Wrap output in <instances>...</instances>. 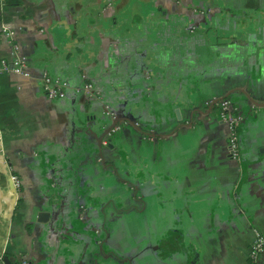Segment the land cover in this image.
<instances>
[{"label": "crops", "instance_id": "crops-1", "mask_svg": "<svg viewBox=\"0 0 264 264\" xmlns=\"http://www.w3.org/2000/svg\"><path fill=\"white\" fill-rule=\"evenodd\" d=\"M131 20L137 34L118 35ZM3 26L30 72L0 74V249L12 264L248 263L264 231V0L0 1V66L13 59ZM45 72L65 96L46 95ZM128 81L142 90L133 109ZM87 82L102 99L77 92ZM223 98L241 115L239 158Z\"/></svg>", "mask_w": 264, "mask_h": 264}, {"label": "built area", "instance_id": "built-area-1", "mask_svg": "<svg viewBox=\"0 0 264 264\" xmlns=\"http://www.w3.org/2000/svg\"><path fill=\"white\" fill-rule=\"evenodd\" d=\"M2 3H7L8 0H0ZM17 29L11 26H3L2 32L8 38L10 44L13 47V59H2L0 66V74L2 73H15L20 74L25 77L30 76V72L27 68V62L25 58L20 54L19 44L16 41L15 37L17 34ZM68 88V83L61 80L60 78L53 77L49 72H45L43 75V90L46 95L51 98H57L60 96H65L66 89ZM77 92L83 96H86L89 99L96 98L102 99L103 94L100 90L97 89L96 85L90 82L85 83L84 86L77 88ZM109 108V109H108ZM218 114L220 118L226 122L230 128L229 135V145L231 147V155L233 158H239V133L238 127L241 122V115L237 111V108L234 107L230 100L223 98L218 103ZM107 114L112 115L116 118V113L110 110L109 105H107ZM137 124V122H136ZM116 127V126H115ZM2 134L0 130V140ZM11 180L17 191L21 189V179L18 174L12 173ZM264 251V231H258L254 242L251 245L249 256L250 260L247 264H256L261 253ZM4 252L0 249V264H5L4 262ZM20 264H30L28 259H22Z\"/></svg>", "mask_w": 264, "mask_h": 264}, {"label": "water", "instance_id": "water-1", "mask_svg": "<svg viewBox=\"0 0 264 264\" xmlns=\"http://www.w3.org/2000/svg\"><path fill=\"white\" fill-rule=\"evenodd\" d=\"M153 17H156L155 14L152 15ZM149 19V18H148ZM151 21V20H150ZM164 22H161L159 20H156V21H151L150 23V26L151 27H156L158 28L160 26V24H163ZM152 24V25H151ZM153 29V28H152ZM133 31V30H132ZM153 33V31H150ZM136 33L135 31H133V34ZM132 34V33H131ZM146 38L144 39H138L140 40V48H144L145 47V44H143L142 42L145 40ZM134 47V50H138L139 51V46L138 45H133ZM152 52V48H150L148 51L145 50L146 53H144V58H145V62H144V67L148 69V71H150L151 73H153L154 75H157L158 74V71H161V68L163 67V63L161 62V57L158 55V54H154V55H151L150 52ZM167 69V68H166ZM160 75V74H159ZM173 75V76H172ZM176 76V77H174ZM191 80V79H190ZM189 80V81H190ZM177 81V82H176ZM192 81V80H191ZM127 84V89H124V92L129 96L130 98V101L128 103H124L123 104V108H126V109H133L134 107H136V104L138 102L137 98L135 97V94L136 93H140L142 90L141 89H138V88H134L133 87V84L130 83L129 81L126 82ZM179 84L180 86L183 85V73H181L180 71L179 72H175L172 74L171 72V78L168 82L169 86H170V89H175V85L176 84ZM122 91V90H121ZM121 92H118L117 89H113L111 90V95L113 97H116L117 94H119ZM136 122V121H135ZM4 262L5 264H12L11 261L9 260V258L7 256H5L4 258Z\"/></svg>", "mask_w": 264, "mask_h": 264}, {"label": "rangeland", "instance_id": "rangeland-1", "mask_svg": "<svg viewBox=\"0 0 264 264\" xmlns=\"http://www.w3.org/2000/svg\"><path fill=\"white\" fill-rule=\"evenodd\" d=\"M121 1V3L122 4H125V3H127V1L128 0H120ZM143 10V12L141 13V15L144 13V12H147V10L146 9H142ZM150 14H151V12H149ZM148 20V19H147ZM148 22V21H147ZM134 21L133 20H131V21H128L127 23H125V25H122L123 27H122V30L123 31H119V33H118V35H120L121 37H125V36H122V34L123 33H125V34H129V35H135V34H137V31H136V33H134V34H131V33H133V25H134ZM146 27H148V25H146ZM123 32V33H122ZM150 35H152V32H150L149 31V34H147V36H146V39L142 42L143 44H148L149 42H150V40H151V37H150ZM134 38L135 37H137V36H133ZM141 39V38H140ZM135 40H137L138 41V39H135ZM139 42V41H138ZM150 49V48H149ZM150 52V51H149ZM151 53V55H154L152 52H150ZM72 59H76V57L75 58H72ZM180 86V85H179ZM181 88L180 89H177V92H180L181 91V89L183 88V85L182 86H180Z\"/></svg>", "mask_w": 264, "mask_h": 264}, {"label": "trees", "instance_id": "trees-1", "mask_svg": "<svg viewBox=\"0 0 264 264\" xmlns=\"http://www.w3.org/2000/svg\"><path fill=\"white\" fill-rule=\"evenodd\" d=\"M6 256V254H4Z\"/></svg>", "mask_w": 264, "mask_h": 264}]
</instances>
